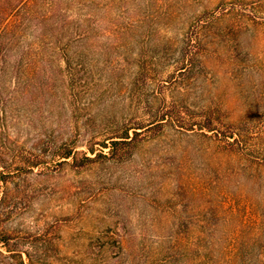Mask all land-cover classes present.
<instances>
[{"label":"rangeland","instance_id":"obj_1","mask_svg":"<svg viewBox=\"0 0 264 264\" xmlns=\"http://www.w3.org/2000/svg\"><path fill=\"white\" fill-rule=\"evenodd\" d=\"M74 13L86 26L55 79L0 63L7 230L38 264H264V0Z\"/></svg>","mask_w":264,"mask_h":264},{"label":"trees","instance_id":"obj_2","mask_svg":"<svg viewBox=\"0 0 264 264\" xmlns=\"http://www.w3.org/2000/svg\"><path fill=\"white\" fill-rule=\"evenodd\" d=\"M90 6L91 0H0L1 65H9L11 74L16 80H22L24 76L37 79L39 75L44 76H42V79L45 77L55 79L58 64H54V56L58 54L65 62L66 68H71L74 55H71L69 50L64 52L62 50L71 48L74 37L83 26H86L87 22L86 19L77 17L79 14L69 15L68 12L77 7L86 11ZM83 39H85V36ZM3 50L4 54L2 53ZM164 121L174 122L171 111L161 115L156 126L164 124ZM198 126L201 130L215 131L211 119L206 120L204 123H198ZM144 128L146 127L131 128L121 137H112L110 139L111 143L103 142L102 146L104 149L109 148L114 151V147L132 138L130 135L131 130H134V136L136 137ZM232 136L235 135L232 134ZM229 143L239 144L240 141H230ZM90 152L94 157L86 154L84 158L89 163L96 161L99 156H107L104 150L98 154L92 148ZM59 157L64 160L63 162H68L69 159L77 157V151L69 147L60 153ZM39 166L38 162H34L32 168ZM3 168L6 169L7 167ZM7 183L6 173L3 171L0 184ZM3 201L0 198V264L40 263L41 261H36L32 253L22 247L17 237H14L7 230L6 225L2 223Z\"/></svg>","mask_w":264,"mask_h":264}]
</instances>
